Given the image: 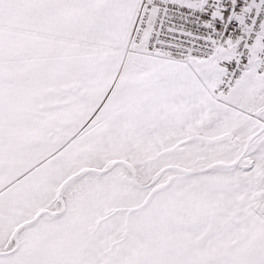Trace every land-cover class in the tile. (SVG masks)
I'll use <instances>...</instances> for the list:
<instances>
[{
	"label": "snow or ice",
	"instance_id": "obj_1",
	"mask_svg": "<svg viewBox=\"0 0 264 264\" xmlns=\"http://www.w3.org/2000/svg\"><path fill=\"white\" fill-rule=\"evenodd\" d=\"M0 264H264V0H0Z\"/></svg>",
	"mask_w": 264,
	"mask_h": 264
}]
</instances>
